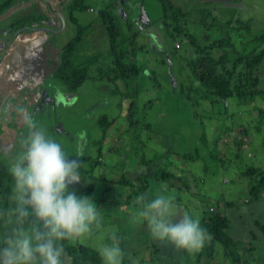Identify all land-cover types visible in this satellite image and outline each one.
Masks as SVG:
<instances>
[{"label":"rangeland","instance_id":"1","mask_svg":"<svg viewBox=\"0 0 264 264\" xmlns=\"http://www.w3.org/2000/svg\"><path fill=\"white\" fill-rule=\"evenodd\" d=\"M64 1L65 0H14L12 5L0 15V39L4 38L1 40L4 44L6 42V37L8 38L6 33L8 32L10 23L26 15H31L30 20L23 24V28H26V31L19 32L11 43L6 46L7 49L4 44L0 47V58L3 57L5 60L6 58H10L12 54H20L24 62L21 64L22 70L20 75L14 70L15 68L11 71L4 69L8 66L7 62H2V60L0 62V175L2 179H4L6 186L12 191V180L8 173V165L13 158L22 151V141L29 134V123L36 124L45 129L51 138L62 145L69 159L77 160L81 165V181L70 185V190L75 191L77 196H90L93 201L102 208V211L104 209L105 213L109 214L103 215L101 212L103 223V228L101 230L94 231L91 236L69 239V242L74 245L84 242L85 245H89L97 250L100 244L113 243V234L118 238H120L119 236H123L133 239L135 235L132 232L143 233L135 239L138 242L137 246H140L139 250L136 249V253L139 255V258H149L151 256L148 263L154 262V248L147 249V247L141 246L156 245L157 241L152 240L153 237L150 235L147 225L139 223L135 217L139 208L141 196L148 197L149 194H152L155 189L159 188V181L155 180L158 184H154L153 187L150 185V188L146 190L148 193L145 192L138 198L130 197V200H128V189L126 187H108L111 186L112 182L118 179L121 174H127V167L128 169L134 167V172L137 173H146L147 169L142 168L140 160L138 161V165H133L131 161H128V158H124V163H121V161L116 163L119 159L114 156L115 154L111 153L112 155L111 157L109 156V159L103 157V159L101 158L100 160V157H98L97 160L94 162L92 161L90 165L89 163H82L81 156L86 153L90 156L96 155V150L99 147L100 149L102 148V151H106L104 155H107L111 140L122 133V130L128 128L126 112L130 100L124 95L128 91H133L135 88H138L140 92L137 100L138 107L135 110L139 123L141 125L149 123L152 126V133L156 137L152 138L153 135L151 134L150 138L147 132H145L146 128L140 133L143 150L140 151L141 146H138V149L140 154L143 153L148 160L154 159L156 155L161 156L168 151H172L173 155H175L174 153L178 154L181 151L184 154H193L197 149L201 153L208 149L215 150L219 145L216 140L218 136L217 128L213 125H216L218 121H211L210 119L204 121V119L201 118L209 115L203 106L206 108L207 104V109L210 106L208 105L209 103H201V99L196 95L195 89L198 85L195 84V82L189 84L188 87V92L192 95V102L195 100V106L185 97L182 98L176 89L179 82L182 81L188 84L192 80L190 70L185 66V60L187 59L186 50H180L185 44L188 49L192 47L189 45L187 37L180 35L172 47L173 50L176 51L171 53L170 49L167 47L171 43V37L169 32L165 29V24L163 25L159 22L156 26L153 25L149 30H145L143 27L146 20L143 19L142 22L140 19L138 20L142 8L152 20L158 19L161 15V3L159 0H123V2L122 0H89L87 3L89 6L87 10L75 11L73 13L74 16L78 19L79 24L86 26V30L84 31L81 43L77 46L73 54V62L76 65L87 66L88 76L76 93H65L64 91L66 90L64 86L53 78L54 70L50 67L49 63V60L53 57H56L58 60L61 48L77 33V26L69 20L70 10L67 8V5L70 0H67L65 3ZM230 3L231 2L228 3V7H220L219 4L215 3L217 10L216 12L214 11V13L217 20L224 19L229 15V17H227L231 24L229 38L234 46V51L238 52L243 46L241 41L243 36H245L246 30L241 28V26L244 25L245 20L250 19L248 23L253 28L251 31L252 36L260 33L261 29H264V0H237V3ZM104 5H106L105 7L115 16L116 25L120 32V40H124L120 49H129L131 45L126 39L131 38L135 31L137 34H139L140 31L142 32V37H136L135 45H141L143 50H138L135 57L130 56L129 58H131L132 61L135 60V62L132 63L141 65L143 74L136 80L137 84L131 82L133 86L131 87L130 84V89H125L124 83H122L120 79L116 83L117 87L107 85L106 81H102L101 83H94L93 81V78L98 75H100V77L101 75L113 77L114 64H109L110 61L113 63V58L110 56L109 44L105 39V33L100 26L101 23L99 20V11L104 8ZM187 5L191 6L192 2ZM193 10V12H196L198 9L193 8ZM59 11L64 18V25L57 14ZM36 14L40 16L36 17ZM191 14L194 15V13ZM123 15L124 18L122 19ZM136 19L138 20V24L136 23ZM89 23H91V26L87 28ZM182 23L184 32L188 31V34H192L200 47L210 45L211 43V40L205 39V35L211 38V36H217L219 33H217L216 30H210L206 24L202 25L197 31H194V26H189V23L185 24V22L182 21L180 23L181 27ZM220 24L222 25L223 23ZM162 25L164 26L163 28ZM131 26L132 28L134 27V32H131ZM21 29L22 28H19L14 32H18ZM158 33H161V35ZM242 34L243 36L241 37ZM155 35H159L160 39H164L165 44L163 40L154 41L153 38ZM248 36H245L244 39L248 38ZM148 38L150 40H148ZM166 38L167 41H165ZM18 46L20 48H18ZM2 48L5 49L3 50ZM163 48L166 49V54L175 56L168 60L171 62L170 65L165 58L160 57L166 52H163ZM207 50L213 55L225 51L231 52L228 47L223 49L213 47L212 49L207 48ZM8 60L11 61V68H13L15 65L14 60L11 58ZM57 60L54 64H56ZM166 62L168 65L165 64ZM154 72L155 74L153 76ZM256 73L261 80L260 88L264 89V60L257 67ZM41 74L43 76H41ZM16 77H21V79L23 78L25 80L17 84L15 83ZM38 79L44 82L38 81ZM42 86L47 87V93L43 94L39 92L42 90ZM49 91L51 93H49ZM8 94H10V99ZM46 97L47 100H44ZM8 99V103L13 100L14 102L8 104L6 102ZM31 105L34 106L32 107ZM252 107H264V98L256 97L250 105L242 107V109H234L232 104L227 107L228 112H231L233 109L235 115L240 118V122H243L247 127L250 126L252 129V133H250L252 136L245 139L241 151L237 152L236 150L239 149L235 150L233 146L228 143L223 146L227 159H224V162H218L212 158L205 160L204 154H199V159L195 160L192 165H190V163L186 165V161L182 158L173 156L171 159V169H173V172L176 175L184 177L183 174L188 170L191 174L196 175L201 172L199 167H202V161H206L205 167H207L209 171L205 174L207 181L202 184L204 191L200 190V193L207 194V192H212V195H216L230 192L232 195L241 191L243 182L239 181L233 184L230 178L231 171L235 165L239 166L240 163L246 164L245 162L252 161L255 167L260 166L264 169V153L262 150V148H264V141L262 139V136H264V126L262 127L261 133H258L260 131H254L255 125L252 121L253 119L248 116L250 115L249 112ZM30 108H32V110L37 108V110L36 112H29ZM11 111L14 112L15 116L20 114V121L14 119L12 115H8ZM104 112L108 114L112 123L109 129L103 133L98 125L95 124V121L96 118L98 119V116ZM247 117L249 121H247ZM227 118L230 119V116H227ZM221 119L222 117L219 119V122H221ZM209 122L212 124L209 126L213 136L212 143L209 141L210 132L207 130V124ZM227 122L231 121L226 119V123ZM124 136H126V140H124L123 149L119 154H126V152L124 153L123 151H125L127 147L129 148V146L126 147V144L131 142V136ZM203 137L204 139L206 138V142ZM90 139H92L91 145ZM93 140L98 146L94 145L93 147ZM99 142H101V144ZM260 147L261 150H259ZM131 150L134 149L131 148L129 150L130 153L133 152ZM182 153L178 156H182ZM236 153H239V157L233 161V156H235ZM168 154L169 153H167L166 156ZM132 155L129 154L128 157ZM136 157L139 158L138 156ZM106 162H108L107 167L105 166ZM229 165L230 167H228ZM91 166H93V168L90 171ZM186 175L188 177L191 176L189 172L186 173ZM212 175L213 177H211ZM195 178H197V175ZM172 179L167 182L177 187L178 184H175ZM224 179L227 180L226 183H224ZM251 179L252 178H250V181L252 182L253 179ZM198 185L200 186L201 183L195 185L200 189ZM88 188H91V191L88 194H83ZM104 188L108 189L106 190ZM168 192L175 195V205L179 216L185 214L190 215V210L193 213L192 215H194L195 209L198 211L197 205H200L196 200L201 201V208H205L206 205H208L209 208L217 207L215 200L205 199L202 201L203 195L197 198L192 196L195 199L190 198L191 202H189V200H184L186 198L185 195H181V193L177 194L176 190L172 191L169 189ZM249 200L250 198L247 196V202ZM247 202L246 205L248 204ZM261 204H264V201ZM119 205H122L125 209L123 210L125 216L122 217H125L126 222H134L133 225L135 226V230L131 232L120 231L119 225L122 217L119 214L121 213V209L114 207ZM12 206V202L9 198L8 215L5 221L0 223V234H3L12 226L8 223ZM252 208H254V206H252ZM192 215L190 216L192 217ZM178 219L179 217L176 218V220ZM229 234L232 235V231L229 232ZM248 236L251 239L250 235ZM144 237L145 240H149L147 243L142 242ZM252 241L256 245L253 258H258L254 264H258V261L264 260L263 241L257 237ZM164 243L169 244L167 242ZM123 244L125 245L127 243H122V245ZM172 248H174V254L166 255L167 257L165 256V259L161 258V261L165 260V262H167L161 264H176V262H181L184 258L181 250L176 249L174 246H172ZM124 249H127L126 245ZM162 254L163 253L158 257L163 256ZM61 259L63 261L62 257ZM138 260L139 259L134 256H128L129 264H138ZM205 264H213V262L210 260Z\"/></svg>","mask_w":264,"mask_h":264},{"label":"trees","instance_id":"2","mask_svg":"<svg viewBox=\"0 0 264 264\" xmlns=\"http://www.w3.org/2000/svg\"><path fill=\"white\" fill-rule=\"evenodd\" d=\"M88 1L89 0H70L67 5V8L70 10L69 20L77 26V33L61 48L59 54L60 62L55 70L54 79L62 84L65 90L69 93L77 92L88 76L87 66L76 65L73 62V54L77 46L81 43L84 31L86 30V27L78 24L77 18L73 13L75 11L87 10L89 7L87 4ZM159 1L163 11L161 21L163 25L165 24V29L169 32L172 42L175 43L180 35H184V37H187L189 45L193 47L195 52V58H192L185 65L190 70L192 80L188 84L181 81L176 88L182 98L185 97L193 106H195V100L192 102V95L188 92L189 84L195 82V84H198L195 89L196 95L199 98L207 99L212 107H217L218 111L223 112L222 114L225 117H227L228 112L226 103H228L230 99L235 101L237 106L245 107L246 105H250L256 97L264 98V89L260 88V80L256 74L257 67L264 60V29L251 38L244 39L245 36L242 34L241 37L243 36V38L241 43L243 46L238 52L234 51V46L228 42V37L225 38V35H222V38L218 40L210 41V45L200 47L196 38L192 34L184 32L183 23L182 27L180 26V23L186 18L187 12L180 7L175 6L172 3V0ZM13 2L14 0H0V15L4 13ZM30 16L31 15H26L23 18L12 21L9 25L10 30L14 31L23 27V24L30 20ZM99 18L105 27L109 42V53L110 56L113 57L115 70L113 78L121 79L128 85L130 82L129 80L139 77V75L142 74V68L140 66L129 62V57H134V54L137 51L136 48L143 50L141 46L138 47L135 45L137 34L133 33L129 40L126 39L131 45L129 49H120L124 40H120V32L116 25L115 16L107 7H105L99 11ZM241 28H244L247 33L251 31L249 23L244 24ZM247 36L248 35H246V37ZM205 39L207 40L209 37L205 35ZM249 46L250 48L248 49ZM213 47L220 49L233 47V52L231 50V53L225 51L221 55H213L207 50V48L212 49ZM172 57L175 56L172 55L171 58ZM165 64L168 65L167 62ZM154 74L155 72L153 73V76ZM112 81L113 80H111V82ZM124 96L130 100L127 114L129 128L125 135L131 136V142L126 144V147L129 146V148L127 147L123 152H126L127 156L129 154L138 156L142 163L141 166L147 169V172H134L135 176L121 174L116 182L117 186L120 188L126 187L129 191L128 196L132 198L130 193L133 195L134 193L136 195L142 194L144 192V190H142L143 187H145L153 178L159 181H164L172 176L176 182L180 183L181 180L178 177H174L175 173L173 172V169H171V161L166 162L165 160L167 158V153H164L161 156L156 155L154 159L151 160L146 159L143 153L140 154L138 146H141L140 151L143 150L140 133L145 128L149 131V125H147L148 123L141 125L138 116L135 113V110L138 107V92L128 91ZM250 114L256 120V130H261L264 126V107H252L250 109ZM230 118L232 117L230 116ZM111 123L112 121L106 114L102 115L97 121V125L103 133L109 129ZM220 124L221 126L217 128L218 136L216 139L219 146H214L216 147L215 150L208 149L201 153L197 149L193 154H184L183 156L178 157L186 162H194L199 159V154H204L205 160L212 158L218 162H224L226 155L223 146L228 144V142L233 143L232 141L236 143V146H241L243 143L239 141L237 136H234L233 131L235 126L230 125L229 128L226 120H221ZM236 127H240L242 138H246L249 134L246 127L243 125ZM124 140H126V136L122 135L113 142V145L118 148L116 150L118 153L123 149ZM99 143L101 144V142ZM130 147L134 149L131 150L133 151L131 153L129 151L131 149ZM162 156L164 159H162ZM235 157L238 158L239 153H236ZM94 161H96V158ZM202 162L205 166L206 161ZM92 168L93 166H91L90 171ZM240 173L249 178L252 177L253 179V181H250L247 185V193L250 198L247 203L250 204L256 202L264 197V171L261 168L250 164L243 167ZM183 182L184 181H182V183ZM181 186L187 185L186 183H183ZM90 191L91 188H88L83 194H88ZM10 193V188L6 186L4 179H2V176L0 175V223L7 218ZM236 204L237 202L234 203L221 198L216 201V208H209L208 205L205 206L204 216L199 221L201 226L206 230L207 239L201 250L188 255V257L193 256V261L190 260L189 263L186 264H200L199 261L202 257H214L219 252H221V257L227 262V264H254V262L257 261L258 258H253L256 246H241V241L235 240L234 236L228 233L230 224L228 218L222 214V207H233ZM257 224V227L264 237V224ZM251 236L252 238H255L253 233H251ZM59 244L63 249L62 264H102L98 251L89 245H85L84 242L74 245L70 243L68 239L60 241ZM120 247L122 248L123 245H120ZM155 247L159 250L157 244ZM160 258H162V256ZM128 263V257L122 252V264ZM257 263H264V260H260Z\"/></svg>","mask_w":264,"mask_h":264},{"label":"clouds","instance_id":"3","mask_svg":"<svg viewBox=\"0 0 264 264\" xmlns=\"http://www.w3.org/2000/svg\"><path fill=\"white\" fill-rule=\"evenodd\" d=\"M22 144V151L8 165L12 226L0 234V264H62L59 242L101 230L102 208L90 196L70 190V185L81 181V165L70 160L45 129L29 123ZM135 219L147 225L153 239L178 250L198 252L207 239L200 221L179 216L175 196L163 188L155 189L150 198L141 197ZM112 241L97 247L102 264H122L115 234Z\"/></svg>","mask_w":264,"mask_h":264},{"label":"crops","instance_id":"4","mask_svg":"<svg viewBox=\"0 0 264 264\" xmlns=\"http://www.w3.org/2000/svg\"><path fill=\"white\" fill-rule=\"evenodd\" d=\"M89 2V1H88ZM190 2H192V5L191 6H188L187 4H189ZM229 2H231L230 4H233L234 2H236L237 3V0H172V3L175 5V6H177V7H180L181 9H183L185 12H187V16H186V18L185 19H183L184 21L183 22H185V24H187V23H189V26H194V31H197V29H200V27H202V25H207V27L211 30V29H213V30H216L217 31V36H211V38L209 37V39H207V40H211V41H215V40H218V39H220V38H222V35H225V38L226 37H228V42L230 43V44H232V41L230 40V38H229V32L231 31L230 30V28H231V24L229 23V19L227 18V17H229V15L226 17V18H224V19H220V20H217L216 18H215V13H214V11L216 12V10H217V8L215 7V3H217V4H219V6L220 7H228L229 6ZM222 3H223V5H222ZM225 4V5H224ZM124 5V4H123ZM237 5V4H236ZM105 6L106 5H104L103 7L105 8ZM195 6H197V7H195ZM102 7V8H103ZM235 7V6H234ZM103 8V9H104ZM193 8H196V9H198L196 12H193L194 10H193ZM91 10V9H90ZM191 13H194V15H192ZM217 15H218V13H217ZM147 17H148V21H146L145 22V24H144V27H143V29H145V30H149V28L151 27L152 28V26L154 25V26H156L157 25V23H161L162 24V21H161V17H163V11H162V6H161V15L158 17V19H154V20H152L148 15H147ZM211 17V18H210ZM124 18V15H123V17H122V19ZM205 18V19H204ZM99 20H100V18H99ZM115 20H116V18H115ZM137 20V19H136ZM250 19H248V20H245V22H244V24H246V23H248V21H249ZM77 21H78V19H77ZM206 21V22H205ZM227 21V22H226ZM100 23H101V28L104 30V33H105V39H106V41H107V43L109 44V42H108V36H107V33H106V30H105V27H104V25L102 24V22H101V20H100ZM136 23L138 24V20L136 21ZM220 23H223L222 25L220 24ZM78 24H79V22H78ZM79 25H81V24H79ZM81 26H83V25H81ZM91 26V23H89L88 25H87V28H89ZM83 27H86V26H83ZM164 26L162 25V28H163ZM131 28H132V26H131ZM134 28V27H133ZM133 28L132 29H130L131 30V32L133 31H135V30H133ZM101 29V30H102ZM252 27H251V25H250V30L252 31ZM154 30V29H153ZM263 29H261V31H262ZM233 31V30H232ZM251 31L249 32V33H247V31H245V36L246 35H251ZM146 32V31H145ZM188 32V31H187ZM135 33H136V31H135ZM163 33H165V32H163ZM137 34V33H136ZM141 34H142V32L140 31V33L139 34H137V36L136 37H138V36H141ZM158 34H160L161 35V33H158ZM166 34V33H165ZM255 35H257V34H255ZM254 35V36H255ZM248 36V38H251V37H254V36H250L249 37ZM142 37V36H141ZM167 38H170V37H167ZM167 38L165 39V41H167ZM128 40H129V38H127ZM148 40H150L149 38H148ZM153 40L154 41H162L163 40V42H164V39H160V36L159 35H155L154 36V38H153ZM145 41V40H144ZM151 41H152V39H151ZM161 45H164L165 44V42H164V44H162V43H160ZM173 42H172V40H171V43H170V45H168L167 46V44H166V46L168 47V49H170V51H171V53H174L176 50H173ZM136 46H138V45H136ZM141 45H139L138 47H140ZM207 46V45H206ZM165 48V47H164ZM163 48V52H165L166 51V49H164ZM229 48V47H228ZM250 48V46L248 47V49ZM186 50V56H187V59L185 60L186 61V63H185V65L192 59V58H195V52H194V50H193V47H190L189 49L186 47V44L185 45H183V47L182 48H180V50ZM230 50H232V52H233V47L232 48H229ZM136 52L138 53V48H136ZM179 50V49H178ZM142 51V50H141ZM136 52H135V54H136ZM167 53V51L164 53V54H162L160 57L161 58H165L167 61L168 60H170L171 59V56H172V54H170V55H168V54H166ZM229 53V52H228ZM231 53V52H230ZM135 54H134V57H135ZM178 54H179V52H178ZM177 54V55H178ZM221 54H223V53H218L217 55H221ZM176 55V56H177ZM215 55V54H214ZM163 56V57H162ZM112 57V56H111ZM159 57V58H160ZM113 58V57H112ZM135 60H133L132 61V59L131 58H129V62H134ZM262 63V62H261ZM260 63V64H261ZM110 65H113V63H112V61H110V63H109ZM138 66H140L141 67V65H138ZM177 70V69H176ZM145 71V70H144ZM114 72H115V70H114V68H113V76H114ZM142 74H143V70H142ZM141 74V75H142ZM257 74V73H256ZM141 75H139V77L141 76ZM258 76V75H257ZM139 77H135V78H132L131 80H129L130 82H129V84L127 85L124 81H122L121 79V81H122V83H124V87H125V89H130V84H131V87L133 86L132 85V83L131 82H133L134 84H137V79L139 78ZM163 77H164V75H163ZM259 77V76H258ZM166 78V77H165ZM111 80H113L112 82H111ZM259 80H260V77H259ZM93 81H94V83H96V82H99V83H101L102 81H106L107 82V85H110L111 87H113V86H115V87H117V85H116V83L119 81V79H116V78H113V77H111V76H104V75H101V77H100V75H98V76H96V77H94L93 78ZM136 81V82H135ZM260 83H261V80H260ZM107 85H105V86H107ZM198 85V84H197ZM261 86V85H260ZM114 87V88H115ZM113 88V89H114ZM261 89H263V88H261ZM79 90V89H78ZM77 90V91H78ZM133 91H137L138 92V94L140 95V92L138 91V88H135V89H133ZM69 93V92H68ZM76 93V92H75ZM70 94H74V93H70ZM128 99V98H127ZM201 99V103H209L208 101H207V99H203V98H200ZM253 102V101H252ZM251 102V103H252ZM227 104V107L228 106H230L231 104H232V106H233V108L234 109H236V108H241L242 109V107H244V106H237L236 104H235V101H233V100H229L228 101V103H226ZM130 105V104H129ZM210 107L207 109V104H206V108L203 106V108L205 109V111H207L208 112V114L209 115H207V116H203V117H201L202 119H204V121L207 119V121H208V119H210L211 121H218V123L216 124V125H213V126H216V128H218L219 126H221V122H219L220 120V118L222 117V119L221 120H229V121H231L230 123L229 122H227V126L230 128V125H232V126H235L234 127V136H237V138L239 139V141H241L242 143H244V141H245V139H247L248 137H250V136H252V135H250V133H252L251 131H252V129L250 128V126L249 127H247L243 122H240L241 120H240V118L238 117V116H236L235 115V113H234V111H233V109H232V111L231 112H227V116H231L232 118H230V119H228L227 117H225V116H223V112H219L218 111V108L217 107H212V105L209 103L208 104ZM247 106V105H246ZM245 106V107H246ZM129 107V106H128ZM250 113V112H249ZM108 115L106 112H104L103 114H101V115H99L98 116V119L100 118V117H102V115ZM128 114V109H127V112H126V115ZM251 119H253L252 121L254 122V125H255V127H256V120L253 118V116L250 114V115H248ZM209 117H211V118H209ZM213 118V119H212ZM98 119L96 118V121H95V124H97V121H98ZM127 120V119H126ZM247 121H249V118L247 117ZM250 123V122H249ZM147 125H149V131H151V132H149L148 130H146L145 132H147V134H148V136H150V138H151V134L153 135V133H152V126L148 123ZM212 124L209 122L208 124H207V130H208V132H210V139H209V141H210V143H212L213 142V136H212V133H211V129L209 128V126H211ZM240 125H243L244 127H246V129L248 130V135H247V137L246 138H242V136H241V130H240V127H236V126H240ZM129 128V127H128ZM128 128H125L124 130H122L123 132L122 133H120L119 135H117V137L115 138V139H113V140H111V144H112V142L114 141V140H117L119 137H121L122 135H125V133L128 131ZM217 130V129H216ZM254 131L255 132H258L257 130H256V128L254 129ZM260 132H258V133H261V131H262V129L261 130H259ZM91 138V137H90ZM152 138H156L154 135H153V137ZM203 139H204V137H203ZM262 139H263V141H264V136H262ZM91 140L92 139H90V145H91ZM205 141H206V138L204 139ZM233 143H231V142H228V143H230V145L231 146H233V148L236 150V149H239L240 151L242 150V148H243V145L244 144H242L241 146H236V143L234 142V141H232ZM96 142L93 140V142H92V144H93V147H94V145L95 146H98L97 145V143L95 144ZM111 144H110V146H109V148H108V150H107V155H104V153L106 152H104V151H102V148L100 149V147L96 150V155H92V156H90L88 153H86V154H84V155H82L81 156V161H82V163H89L90 165L92 164V161H94L95 160V158H96V160H97V158L98 157H100V160H101V158L103 159V157H105L106 159H109V156L111 157V153H113V154H115L114 156H116L117 157V159H119V160H117V162H119V161H121V163H124V158H128V161H131L132 162V164L133 165H138V161H139V158H137L136 156H130V157H128L127 155H125V154H119L116 150L118 149L116 146H113V144H112V147H111ZM217 144H218V142H217ZM239 150H236L237 152L239 151ZM259 150H261V147L259 148ZM262 150H263V153H264V148H262ZM167 153H169L168 155H167V158L165 159L166 160V162L167 161H171V159H172V157L173 156H176V157H178V155L179 154H181L182 153V151L180 152V153H178L177 155H176V153H174L175 155H173V153H172V151H168ZM260 153V152H259ZM184 155V153H182V156ZM163 157V156H162ZM162 159H164V157L162 158ZM234 159H237L235 156H233V161H235ZM141 163V162H140ZM188 163H190V165H192L194 162H192V161H188V162H186V165H188ZM231 163V162H230ZM246 164H239V166H234V168H233V170L231 171V181H232V183L233 184H235L236 182H239V181H242L243 182V188L241 189V191H239V192H237L236 194H230V192H224V193H219V194H214V195H212V192H207V194H202V193H200L199 191L200 190H203L204 188H203V185L202 184H204L205 183V181H207L206 180V177H205V174H207V172L209 171V169L208 168H206L205 166H204V163L202 162V167H199V170L201 171V172H199V174H196L197 175V178H195L196 177V175L195 174H191V172L190 171H188L187 169V172L186 173H190V177H188L187 175H186V173L185 174H183L184 175V177L183 176H181V175H176L175 174V176L174 177H178L180 180H181V182L180 183H178V182H176L175 181V179L171 176V177H169V178H167V180H164V181H159V188H163L164 190H166L167 192H168V190L170 189V190H176L177 191V194H179V193H181V195L183 194V195H185L186 196V198L184 199V200H186V201H188L189 200V202H191V200H190V198L191 199H193L194 197H192V196H195V198H197L198 196H202L203 195V198L201 199L202 201H204L205 199H207V200H210V199H212V200H215V202L216 201H218V200H220L221 198H224L226 201H232V202H237V204L235 205V206H233V207H222V214L224 215V216H226L227 218H228V220H229V224H230V228H229V232H231L232 231V235L234 236V238H235V240H238V241H241V246L243 245H245V246H247V247H252V246H256L254 243H253V239L254 238H252V236H251V233H253L254 235H255V237H257V238H259L260 240H262L263 241V246H264V237H263V235H262V233H261V231L259 230V228L257 227V223H260V224H264V204H261L263 201H264V197H262L260 200H258V201H256V202H252V203H250V204H247L246 205V202H247V196H248V193H247V185H248V183L250 182V178L248 177V176H245V175H242L241 173H240V171H242V168L243 167H246V165L248 166V165H250V163H252V161H248V162H245ZM142 164V163H141ZM253 164V163H252ZM254 165V164H253ZM105 166L107 167L108 166V162H106L105 163ZM110 166V165H109ZM255 166V165H254ZM137 167V166H136ZM228 167H230V165L228 166ZM256 167H258V166H256ZM260 167V166H259ZM143 168V167H142ZM260 168H262V167H260ZM262 170L264 171V169L262 168ZM134 167H131V168H129L128 169V167H127V174L128 175H131V176H135L133 173H134ZM211 177H213V175L211 176ZM173 178V179H172ZM252 178V177H251ZM119 179V178H118ZM118 179H116V180H114V182H112V184H111V186H109L108 188H111L112 186H115L116 188H120V187H118L117 186V184H116V182L118 181ZM170 179H172L173 181H174V183L175 184H178V186L176 187H174V186H172L171 184H169L167 181H169ZM200 179V180H199ZM155 180H157V179H155V178H153V179H151V181H149L148 182V184L145 186V187H143V189L142 190H144V192L142 193V195L146 192V193H148V191H146L148 188H150V185H152V187L154 186V184H158V182L157 181H155ZM189 180V181H188ZM194 180H195V182H194ZM182 181H184L183 183H186V185L187 186H181V184H183L182 183ZM188 181V182H187ZM224 181V183H226L227 182V180L226 179H224L223 180ZM223 181H221V182H223ZM197 183H201V185L200 186H202V187H200L199 185H198V187L200 188V189H198L195 185H197ZM162 185V186H161ZM167 187V188H166ZM108 188H104V189H108ZM122 188H124V187H122ZM180 192H179V191ZM189 192H188V191ZM83 191V190H82ZM128 191V190H127ZM204 191V190H203ZM210 191V190H209ZM142 192V191H141ZM154 193V192H153ZM153 193L152 194H149V196L148 197H150V195L152 196L153 195ZM240 194V195H239ZM128 195H129V191H128ZM130 195L131 196H133L132 198H135V197H139V196H141V194H135L134 193V195L133 194H131L130 193ZM174 195V194H173ZM239 195V196H238ZM113 196V195H112ZM175 196V195H174ZM114 197V196H113ZM142 197V196H141ZM127 198H130L129 196L127 197ZM194 198V199H195ZM116 199H118V198H116ZM118 200H120V199H118ZM129 200V199H128ZM197 202H199V204L200 205H197L198 207V211H196L197 209H195V213H194V215H192L193 213H192V211L190 210V215H192V217L194 218V219H198V220H200L203 216H204V208H201V206H202V203H201V201L200 200H196ZM186 203V202H185ZM126 204V203H125ZM124 204V205H125ZM242 205H245V206H242ZM122 205H119V206H114V207H118V208H120L121 209V213L119 214L121 217L122 216H125V214H124V212H123V210H125L124 208H123V206L121 207ZM252 206H254V208H252ZM188 210V211H189ZM113 213V212H112ZM102 214L103 215H109V214H106L105 213V211H104V209H103V211H102ZM127 215V214H126ZM132 216V215H131ZM238 217V218H237ZM120 225H119V229H120V231H123V232H126V231H129V232H131V231H133V230H135V226L133 225L134 224V222H129V221H127L126 222V219H125V217L123 218H121L120 219ZM131 227H132V229H131ZM144 230H146V229H144ZM228 232V233H229ZM132 233H134V235H135V237L133 238V239H131V238H129V237H123V236H119L120 238H118V242H119V244L120 245H122V243H127V244H125L126 245V248L127 249H124L125 248V245L121 248L122 249V252L124 253V255H126L127 257L128 256H134V257H136V258H138L139 260H138V264H161V263H167V262H165V260L164 261H161L160 259V257H158L161 253H163L162 255V258H164L165 259V256L166 255H172V254H174V252H173V250H174V248H172V245L171 244H165V243H161V242H156L157 243V245L159 246V250H157V248L155 247V245H151V246H146V245H143V246H141V247H147V249L148 248H154V254H155V261L154 262H150V263H148V260H150V258H151V256L149 257V258H145V257H141V258H139V255L136 253L137 252V250L136 249H138L139 250V247L140 246H137V244H138V242L135 240L136 239V237H138L140 234H143V233H136V232H132ZM248 235H250V237H251V239L249 238V236ZM146 236V235H145ZM153 241H156L155 239H152ZM149 240H145V237L143 238V241L142 242H148ZM145 243V244H146ZM158 251H159V253H158ZM181 252H182V254L184 255V258L181 260V262H176V264H186V263H189V261L190 260H192L193 259V257L192 258H190V257H188V255L189 254H193V253H189V252H184L183 250H181ZM187 255H186V254ZM220 254V255H219ZM217 256V255H216ZM216 256H214V257H202L201 259H200V264H205L206 262H208V261H212L213 262V264H227V262H225L223 259H222V257H221V252H219L218 253V256L216 257ZM167 257V256H166ZM188 261V262H187ZM193 261V260H192ZM129 264V263H128Z\"/></svg>","mask_w":264,"mask_h":264},{"label":"water","instance_id":"5","mask_svg":"<svg viewBox=\"0 0 264 264\" xmlns=\"http://www.w3.org/2000/svg\"><path fill=\"white\" fill-rule=\"evenodd\" d=\"M122 2H123V0H122ZM58 16L60 17V20H61V22L63 23V25H64V18H63V16L61 15V12L59 11L58 13ZM140 19V21L142 22V20L143 19H145L146 21H148V17H147V14L145 13V11L143 10V8L141 9V12H140V14H139V18H138V20ZM33 30H36V29H33ZM40 30H44V29H40ZM24 31H26V28H23V29H21V30H19L18 32H16V33H21V32H24ZM47 31V30H46ZM18 48H20L19 46H18ZM25 56V55H24ZM23 56V57H24ZM13 59L14 60V63H15V65H14V67L13 68H11V66H12V64H11V61H9L8 59ZM10 58H6L4 61L2 60V62H7L8 63V68L7 67H5L4 69H8L9 71H11V70H13L14 68V70L15 71H17V73L20 75V73H21V70H22V65L21 64H23L24 62H23V58H21V56H20V54H12L11 56H10ZM169 62V65H170V61H168ZM25 79H21V77H16V79H15V83H17V84H20V83H22L23 81H24ZM38 81H42V80H40V79H38ZM43 82V81H42Z\"/></svg>","mask_w":264,"mask_h":264},{"label":"flooded vegetation","instance_id":"6","mask_svg":"<svg viewBox=\"0 0 264 264\" xmlns=\"http://www.w3.org/2000/svg\"><path fill=\"white\" fill-rule=\"evenodd\" d=\"M67 0H65L64 1V3L66 2ZM37 16H40L39 14H36V17ZM31 17V16H30ZM23 18V17H22ZM22 29H23V27H21ZM15 31V30H14ZM14 31H11L10 30V27L8 28V32L6 33V35L8 36V38L6 37V42H5V44L4 43H2V39H4V38H2V39H0V47H1V45L2 44H4L5 45V48L7 49V47L6 46H8L10 43H11V41L17 36V34L18 33H16V32H14ZM5 48H2L3 50L5 49ZM10 50V49H9ZM9 52V51H8ZM60 53V52H59ZM56 57H53L52 59H50L49 60V63H50V67H52L53 68V70H54V73H55V70H56V68H57V66L59 65V62H60V56H59V58H58V60H57V58L55 59ZM1 60H3V57H1L0 58V62H1ZM57 60V62H56V64H54V62ZM41 76H43L42 74H41ZM53 78H54V75H53ZM44 80H45V78H44ZM44 82V81H43ZM47 91V87H43L42 86V90H40L39 92H41V93H43V94H45V93H47L46 92ZM65 93L67 92V91H64ZM49 93H51L50 91H49ZM8 97H9V99H10V94H8ZM11 97H12V95H11ZM13 98V97H12ZM9 99L6 101L7 103H8V101H9ZM14 99V98H13ZM44 100H47V97L46 98H44ZM14 102V100L12 101V102H9L8 104H12ZM32 107L34 106V105H31ZM12 108V107H11ZM11 110V109H10ZM36 110H37V108H35L34 110H32V108H30L29 109V112L30 111H35L36 112ZM10 114H8V115H12V117L14 118V119H16L17 121H20L19 120V115L18 116H15V114H14V112L13 111H11V112H9ZM5 117H7V116H5Z\"/></svg>","mask_w":264,"mask_h":264}]
</instances>
